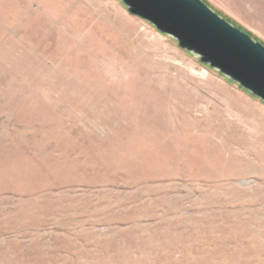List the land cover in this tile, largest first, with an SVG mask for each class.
I'll return each mask as SVG.
<instances>
[{
	"label": "rangeland",
	"instance_id": "obj_1",
	"mask_svg": "<svg viewBox=\"0 0 264 264\" xmlns=\"http://www.w3.org/2000/svg\"><path fill=\"white\" fill-rule=\"evenodd\" d=\"M0 264H264V102L119 0H0Z\"/></svg>",
	"mask_w": 264,
	"mask_h": 264
},
{
	"label": "water",
	"instance_id": "obj_2",
	"mask_svg": "<svg viewBox=\"0 0 264 264\" xmlns=\"http://www.w3.org/2000/svg\"><path fill=\"white\" fill-rule=\"evenodd\" d=\"M119 1L130 14L172 36L179 47L264 102V44L204 0Z\"/></svg>",
	"mask_w": 264,
	"mask_h": 264
},
{
	"label": "crops",
	"instance_id": "obj_3",
	"mask_svg": "<svg viewBox=\"0 0 264 264\" xmlns=\"http://www.w3.org/2000/svg\"><path fill=\"white\" fill-rule=\"evenodd\" d=\"M227 15L239 23L243 29L254 33L264 42V0H231ZM244 9V15L239 13Z\"/></svg>",
	"mask_w": 264,
	"mask_h": 264
}]
</instances>
